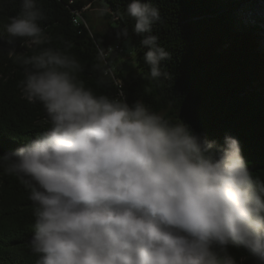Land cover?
<instances>
[{"label": "clouds", "instance_id": "obj_1", "mask_svg": "<svg viewBox=\"0 0 264 264\" xmlns=\"http://www.w3.org/2000/svg\"><path fill=\"white\" fill-rule=\"evenodd\" d=\"M125 12L148 76L166 78L161 61L171 53L153 32L158 8L130 0ZM44 18L37 0H21L3 29L39 46ZM117 35L127 40V27ZM23 64L18 88L43 105L47 127L0 155V169L28 189L37 264H237L229 247L264 264V180L237 138L210 140L142 99L97 94L59 49L43 48Z\"/></svg>", "mask_w": 264, "mask_h": 264}, {"label": "trees", "instance_id": "obj_2", "mask_svg": "<svg viewBox=\"0 0 264 264\" xmlns=\"http://www.w3.org/2000/svg\"><path fill=\"white\" fill-rule=\"evenodd\" d=\"M93 1L37 0L45 14L38 23L47 37L37 46L3 29L21 0H0V49L16 48L11 57L0 50V155L47 127L43 105L24 99L18 83L23 60L51 47L79 62L78 78L97 94L123 92L129 103L142 99L151 111L173 122L179 118L210 140L237 138L254 177L264 180V27L237 9L247 0H152L161 16L153 32L171 53L161 61L169 76L157 80L148 76L141 37L125 12L130 0H103L109 32L96 30L85 11ZM124 27L133 51L127 54L125 38L117 35ZM126 55L135 70L122 69ZM33 207L28 189L0 169V264H37L30 247ZM228 251L237 264H256L243 248Z\"/></svg>", "mask_w": 264, "mask_h": 264}, {"label": "rangeland", "instance_id": "obj_3", "mask_svg": "<svg viewBox=\"0 0 264 264\" xmlns=\"http://www.w3.org/2000/svg\"><path fill=\"white\" fill-rule=\"evenodd\" d=\"M237 9L244 10L243 15H247L261 25V27H264V2L261 0H247L244 5L239 6ZM236 9V10H237ZM103 3V0H94L93 4L91 6L87 5L85 6V11L88 13L92 23L95 26L96 30L99 31H105L109 32V26H108V20L104 18L103 12L108 11ZM261 41L264 42V36L261 38ZM122 47L125 51V54L132 51V45L129 39L122 41ZM117 61V58H115ZM125 62L121 63L123 65L122 69L126 71H132L134 69V63L131 62L132 58H130L128 55H126L123 59Z\"/></svg>", "mask_w": 264, "mask_h": 264}]
</instances>
